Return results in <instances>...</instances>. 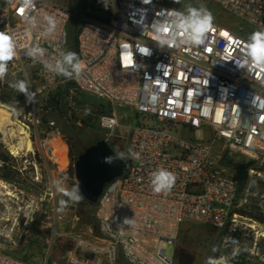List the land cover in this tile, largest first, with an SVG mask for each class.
<instances>
[{
    "label": "built area",
    "instance_id": "1",
    "mask_svg": "<svg viewBox=\"0 0 264 264\" xmlns=\"http://www.w3.org/2000/svg\"><path fill=\"white\" fill-rule=\"evenodd\" d=\"M207 1L248 27L246 34L240 27L235 32L214 22L205 46L161 50L148 32L142 34L137 10H147L150 25L159 18L157 12L183 11L179 6L156 0L147 5L142 0H87L83 9H73L56 0H37L31 14L53 15L58 24L55 33L44 35L25 24L18 0L0 2V31L12 34L17 43V57L9 64L31 68L44 86L61 76L48 72L42 62L34 63L26 50L38 43L46 49L44 59L50 60L67 50L69 27L74 26L82 73L69 80L77 91L106 102L96 125L104 133L102 140L124 153L122 174L104 184L94 203L98 237L88 244L91 261L83 264H171L166 249L172 247L183 220L217 229H231L236 221L239 181L221 164L215 143L264 156V71L239 69L230 61L242 56L251 32L264 30V0ZM138 46L149 47L152 54L143 56ZM128 53L133 66L124 64ZM146 83L159 97L156 103L146 93ZM255 96L260 99L254 106ZM182 129H206L210 136L185 137ZM130 150L139 153V159L132 158ZM45 158L61 161L58 153ZM157 168L176 176L166 195L151 189L150 175ZM125 218H135L136 227L124 225ZM0 264L48 263L0 250Z\"/></svg>",
    "mask_w": 264,
    "mask_h": 264
},
{
    "label": "rangeland",
    "instance_id": "2",
    "mask_svg": "<svg viewBox=\"0 0 264 264\" xmlns=\"http://www.w3.org/2000/svg\"><path fill=\"white\" fill-rule=\"evenodd\" d=\"M56 1L73 9H83L87 4V0ZM156 1L183 9L187 4L204 6L212 12L219 26L235 32L240 27L241 34H246L248 29L207 0H181L180 4L174 0ZM67 50L73 51L72 34ZM18 80L29 82V90L36 93V102L28 103L24 94L10 86ZM1 105L10 108V122L25 129L32 150L10 148L9 145L20 142L16 127L12 123L1 126L0 155L7 157L5 165L12 172L11 179L0 177L5 186L0 187V250L31 262L89 263L92 255L88 244L98 237L94 204L81 201L57 213V202L62 197L55 191L53 181L63 179V186L68 188L76 184L70 159L82 148L104 138L96 119L107 109L106 102L77 91L63 76L52 85L44 86L31 68L14 61L9 64L8 74L0 85ZM86 108L91 110L90 114L85 115ZM181 132L185 137L201 140L210 136L206 129H182ZM60 148L65 149L63 160L43 161V156L51 158ZM215 148L220 151L221 164L239 181L234 209L253 208L264 214V156L247 155L221 141H216ZM1 165L0 161V174ZM235 214L237 218L231 229L183 220L172 247L166 249L171 264H206L210 256L231 255L230 237L239 242L236 247L240 249L230 264H264V224ZM214 245L219 247L218 252H212Z\"/></svg>",
    "mask_w": 264,
    "mask_h": 264
},
{
    "label": "clouds",
    "instance_id": "3",
    "mask_svg": "<svg viewBox=\"0 0 264 264\" xmlns=\"http://www.w3.org/2000/svg\"><path fill=\"white\" fill-rule=\"evenodd\" d=\"M152 0H142L147 5ZM180 4L181 0H174ZM20 11L24 13L23 21L29 29H40L44 35L55 33L58 24L55 16L43 14L42 16L32 15L36 9L37 0H18ZM140 21L138 23L143 29V33L148 32L150 39L155 45L161 49H181L196 48L205 46L209 41V33L214 30V16L210 10L204 6L195 7L187 4L183 11L177 9L161 10L156 13L158 19H154L149 25L146 22V9H138ZM123 48H129L128 44H124ZM138 52L143 56H150L152 50L147 46H138ZM27 56L35 63L42 62L44 68L66 79H78L82 73V65L80 58L76 52L70 50H60L57 55L50 60H45L46 49L38 43L29 46L26 50ZM17 57V43L12 34L7 31H0V82H3L9 70V62ZM239 69H259L264 71V30H256L251 32L245 42L242 56L232 59ZM132 54L128 53L124 56V64L133 66ZM123 67V65H122ZM158 68L165 69L164 65H157ZM150 79V78H149ZM159 81L160 77L155 78ZM18 93L26 96L28 103L36 102V93L31 92L30 84L26 80H18L10 85ZM164 85H161L163 91ZM145 91L148 93L152 103H156L159 97L150 92V85L146 83ZM259 97L255 96L252 104L255 106ZM90 109H85V115L90 114ZM261 119H264L262 117ZM129 155L134 159H139V153L129 151ZM124 153H114V155L106 156L104 163L112 165L117 160H123ZM176 183L175 174L166 168H157L151 172L150 185L154 194H168L171 192ZM64 180L53 181L55 191L60 194L57 202V213H62L72 204L80 203L84 196L81 193L80 184H75L70 188L64 187ZM124 225L130 226L131 229L136 227L135 218H125ZM109 227V226H108ZM110 228V227H109ZM228 243L233 247L231 255H221L219 257L210 256L206 260V264H230L240 253V249L236 247L239 242L233 238H228ZM212 252H218L220 249L214 245Z\"/></svg>",
    "mask_w": 264,
    "mask_h": 264
},
{
    "label": "water",
    "instance_id": "4",
    "mask_svg": "<svg viewBox=\"0 0 264 264\" xmlns=\"http://www.w3.org/2000/svg\"><path fill=\"white\" fill-rule=\"evenodd\" d=\"M112 148L104 141L98 140L84 147L73 162L74 179L80 184L82 201L94 204L107 182L120 176L125 162L117 160L112 165L105 164L106 156L114 155Z\"/></svg>",
    "mask_w": 264,
    "mask_h": 264
},
{
    "label": "trees",
    "instance_id": "5",
    "mask_svg": "<svg viewBox=\"0 0 264 264\" xmlns=\"http://www.w3.org/2000/svg\"><path fill=\"white\" fill-rule=\"evenodd\" d=\"M73 24H75V22H73ZM69 34L70 35L72 34V46H73V52H75V50H74V45H75V31H74V26L69 27ZM70 84H72L71 81H70ZM98 140H101V138H99ZM98 140H96V141H98ZM95 142H93V143H95ZM81 150H79L74 156L71 155L72 158L70 160H71L72 163L76 160V157L81 152ZM114 152L117 153L116 151H114ZM7 160L8 159H7L6 156L0 155V161L2 162L1 170L3 171L0 174V177L3 178V179H7L8 180V179H11L10 175H11L12 170L7 165H5V163L7 162ZM89 204H91V203H89ZM233 212L237 213L238 215L251 218V219H253V220H255V221H257V222H259L261 224H264V214L258 212L256 209H253V208H249V209H247V208H235V209H233Z\"/></svg>",
    "mask_w": 264,
    "mask_h": 264
},
{
    "label": "bare ground",
    "instance_id": "6",
    "mask_svg": "<svg viewBox=\"0 0 264 264\" xmlns=\"http://www.w3.org/2000/svg\"><path fill=\"white\" fill-rule=\"evenodd\" d=\"M5 107V108H3ZM10 108H8L7 106H3L1 105L0 106V128L2 125L6 124V123H12L15 125L16 127V130H17V137H18V140L20 142H18V144L16 143V145H9L10 148H12L13 150H23L24 152H28V151H31L32 148H31V143L28 139V134L27 132L25 131V129L22 127V125H19L17 124L16 122H10L9 120V116H10V113L8 112ZM13 134V133H12ZM56 145V143H55ZM58 147V146H57ZM64 150L65 149H59L58 151V155L59 157L61 158V160H63V157H64ZM11 152H14V151H11ZM57 153V152H56ZM60 164V163H59ZM0 187H5L4 184L0 181ZM83 264V263H81Z\"/></svg>",
    "mask_w": 264,
    "mask_h": 264
}]
</instances>
